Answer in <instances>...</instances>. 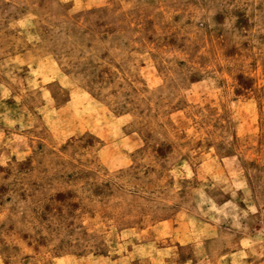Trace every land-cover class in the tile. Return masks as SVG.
<instances>
[{"label":"rangeland","instance_id":"1","mask_svg":"<svg viewBox=\"0 0 264 264\" xmlns=\"http://www.w3.org/2000/svg\"><path fill=\"white\" fill-rule=\"evenodd\" d=\"M0 264H264V0H0Z\"/></svg>","mask_w":264,"mask_h":264}]
</instances>
